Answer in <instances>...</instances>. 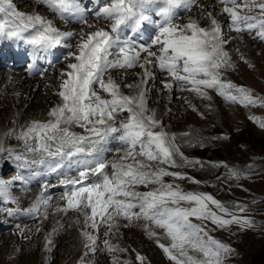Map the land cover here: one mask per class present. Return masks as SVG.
<instances>
[{
    "label": "snow or ice",
    "instance_id": "snow-or-ice-1",
    "mask_svg": "<svg viewBox=\"0 0 264 264\" xmlns=\"http://www.w3.org/2000/svg\"><path fill=\"white\" fill-rule=\"evenodd\" d=\"M38 2L61 19L76 18L95 30L87 33L82 30L76 51L68 53V58L75 62L68 63V71L61 73L65 77L57 93L61 103L50 109V119L31 121L17 135L33 158L18 156L17 159L23 160L24 167L45 166L53 173L77 166L76 176L60 180V186L68 190L61 197L66 206L57 211H80L86 229L90 227L98 232L103 224L109 229L105 235H109L120 216L129 221L143 219L164 231L170 244L159 240L157 243L174 264H225L234 249L209 235L206 226L192 220L210 221L219 228L236 224L242 230L253 227V221L234 214L211 194L184 192L178 185L164 181V177L171 176L199 183L168 168L181 166L176 162V155L186 164L200 162L183 156L175 143V135L163 129L155 112L148 109L146 100L147 83L154 78L152 69H159L170 77V81L164 82L165 88L180 84L182 91H192L207 99L211 97L206 90H215L225 100L241 106L264 107V100L253 97L250 90L222 78V69L231 67V63L224 51L227 41L222 38L220 23L208 13L207 28L192 19L176 24L177 10L190 9L195 0H110V3L91 9L81 0ZM217 3L222 6L221 14L230 18L229 26L234 31H255V36L264 41V0H217ZM244 10L254 14H242ZM89 14L97 21H105V27L90 24ZM145 24H155L157 28L151 45L137 44L134 38L125 36L126 30L138 33ZM76 35L61 32L38 14L18 11L13 0H0V37L31 46L33 54L40 55L62 45L71 47L65 41ZM142 54H146L143 60ZM137 66L143 70L141 83L135 85L139 91L133 95L124 94L121 84L108 74ZM123 87L133 88V85ZM124 113L127 118L121 120ZM259 126L264 128V122ZM74 127L82 129V133L72 131ZM111 139L117 140L121 148L117 149L119 159L108 162L103 152L104 145ZM153 162L167 167L153 168ZM229 173L239 177L236 169H229ZM13 182L0 180V203L14 202L9 195V185ZM149 185L156 187L149 191L136 190ZM48 188L47 184L42 186L26 212L37 213L42 205H49ZM235 209L241 213L246 211L240 204L235 205ZM0 210L9 215L15 211L12 208ZM44 216L47 217L46 212ZM145 229L148 230V224ZM149 234L156 236L155 232ZM81 235L86 241L85 248L95 252L97 235L88 231H82ZM47 244H51L50 239ZM104 244L110 253L125 251L107 240ZM143 259L137 255L141 264Z\"/></svg>",
    "mask_w": 264,
    "mask_h": 264
},
{
    "label": "rangeland",
    "instance_id": "rangeland-1",
    "mask_svg": "<svg viewBox=\"0 0 264 264\" xmlns=\"http://www.w3.org/2000/svg\"><path fill=\"white\" fill-rule=\"evenodd\" d=\"M17 10L20 11V9ZM192 11L194 10H190L188 14H191ZM20 12L24 13L22 10ZM242 14L251 15L254 13H248L247 10H244ZM226 19V23L230 24V18L226 16ZM186 21H183V23H187ZM196 21L201 27L206 26L202 25L204 22L203 17L196 19ZM238 34L244 37H247L246 35L248 34L247 38L257 44V46H255L257 48L254 51L249 52V47H247L246 51L248 54L247 56L242 57L245 59V61L242 62L238 55L240 54L242 48L241 42L245 41L237 43L235 37H233L230 42L225 45L226 52L228 51L227 53L229 55H227L229 59L231 56H236L235 59H238L240 64H238L239 67L237 68L233 66L230 67L231 69H222V78L225 81H231L233 84L235 83L237 86H243L244 88L250 90L253 97L264 100V49L262 48L264 46V41H261L258 37L254 36L255 31L252 33L244 31L239 32ZM258 44L262 45V47ZM68 53L69 52H67L66 55H68ZM248 71L251 73H248ZM16 72L20 73L21 71L17 70ZM155 87L156 84H153L152 91H154ZM163 90L164 92L166 91L165 94L167 95L169 92L168 88L163 86ZM186 91L187 90L181 91V93H193L192 95H196V97H198L200 100L199 106L201 110L197 112L195 108L196 106L186 103V100L184 101L181 99L182 96L180 93L178 95L176 94L177 92H171V95L167 96V99L170 100L171 98H177L179 99V102L182 101L183 105H185L187 109V112L191 114L194 119H186V121H182L186 118V111L180 109V114L174 115L173 111L168 109L166 110V116H163L162 114L163 118L159 121L161 122L164 130L165 128H168L173 132L184 133L186 132V128L199 129L205 125L208 129H210V132L205 135L204 140L198 138L194 142L190 143L192 148L191 151H189L190 149L186 151L181 148V153H183L184 157L188 158L190 161H199V165H189L187 168L188 170L181 166L168 168V171L173 170V172H183V174L185 173V176L188 175L187 177H191L199 183H194L189 179H174L171 176L164 177V181L178 185L184 192L211 194L216 200L222 202L230 210H232L234 214L251 219L254 226L244 228L243 230L236 224L229 225L227 228H219L213 225L210 221L193 219L192 222L206 226L209 235L234 249V252L225 260V264H264V128L259 126L260 122H264V107L251 105L241 106L239 103H233L218 96L217 93H214L215 90H206L208 96L210 92L211 94L214 93L215 96L217 95L220 97L215 100H212V98L207 99L192 91ZM150 97L153 96L150 95L149 98ZM149 98H146L147 102L150 101ZM190 100L193 101V103L198 102H195V97ZM179 102L174 104L176 108H179L177 107ZM162 104L163 101L159 103V106L156 105L155 107L158 114H161V112L163 113ZM11 106L13 107V103H11ZM13 108L15 111V107ZM30 111L32 113L33 110H25V116L29 114ZM170 116H174L175 119L181 122L172 123ZM249 117H256L257 120L254 121ZM126 118L127 115H125V113L120 117L121 120H126ZM195 120H197L198 123L195 122ZM19 126L22 127L23 125L20 123ZM156 130L159 131L160 129L157 128ZM2 143L5 146L9 145V147L13 144L14 146H17L16 141L12 140L11 144L6 138H3ZM116 157L119 158L118 155ZM12 163L13 162L10 159V162H8L6 166H10ZM40 167L43 172L46 171L45 173L47 175L51 176L54 174L53 172H49L47 167ZM152 167L156 168L167 166L158 165L153 162ZM229 169H236L239 172V177H232L229 173ZM193 171H196L197 174H194ZM21 173H25V171L22 170ZM57 174H59V172ZM17 176L22 177V179L15 180L14 178ZM10 177H14L12 179L14 182L9 185V195L13 198L12 200L14 202L11 204L0 203V209L12 208L15 211L10 216H6L4 218L3 216L8 212L0 210V224L6 226L5 223L7 221L5 220L13 223V227H10L11 225L7 223V225L10 226L8 229L2 228L3 230L1 232H3V234H0V264H81L82 258V264H113L114 260L116 261V264H141V261L137 260V255L144 258L142 264H174V261L167 257L157 243V240H159L160 243L165 245L170 244V240L165 236L164 231L155 227L150 222H145L143 219H133L129 221L127 219H119L118 217L115 220L114 229H111V233L109 235H104L109 231L107 226L102 224L99 227L98 232H94L90 227L86 229L84 227V215L82 213L80 214V211L71 209L65 212L70 215L78 226V228L75 229L77 240L74 241L75 235L70 232H66V237L62 238L63 240L61 239V241L57 235L59 230L62 229H58L59 227L52 229L49 227V224H46L54 217H51L47 208L42 205L39 212H37L38 217L34 220L35 224L32 225V227H29V225L27 226V224L24 225V223L29 222L30 218V213L26 211L24 212V210L30 208L35 199L32 196V198H30L31 203L29 205L25 204L26 195L28 196L30 194L21 191V184H23V182H29L28 179L21 176L18 172L10 171L9 173V169H4L0 172V180L11 181L9 180ZM154 187L156 186L149 185L147 188L137 187L138 189L136 190L149 191ZM58 203L60 204V207H65L66 205L64 201H59ZM22 204L25 206H22ZM237 204L245 206L246 211L241 213L235 209V205ZM209 207H212L215 211L213 206L209 205ZM45 212L47 213L46 218L44 216ZM17 213H22V217H17ZM13 216L15 217L12 218ZM22 222L23 224L21 228L18 229L17 225ZM31 222H33V220ZM146 223L149 224L148 230L145 229ZM120 224H128L133 228V231H123L119 228ZM81 225L84 228H81ZM43 226H46V228ZM82 231H93L92 233L97 235L99 238L97 240L98 245L96 244L95 246V252H90L85 248L84 245L86 241L81 235ZM150 232H155L156 236L150 235ZM47 239L51 240V244H47ZM105 240H107L110 245L116 246L119 249H124L125 251L108 252L105 249ZM146 242H151L154 248L146 247ZM66 243L69 245L71 250V253L69 254L65 251ZM33 245L36 246L34 247V252H31ZM56 254L59 255L57 256ZM193 254L198 255L196 253Z\"/></svg>",
    "mask_w": 264,
    "mask_h": 264
},
{
    "label": "bare ground",
    "instance_id": "bare-ground-1",
    "mask_svg": "<svg viewBox=\"0 0 264 264\" xmlns=\"http://www.w3.org/2000/svg\"><path fill=\"white\" fill-rule=\"evenodd\" d=\"M13 3L17 9H20V11L22 10L25 14H27V15H37L38 14V15L46 18L47 20L51 21L52 24H57L58 27L64 28V30H65L64 32H74L77 35L72 37L71 39L67 40L68 41L67 43L70 44L71 47H67V49L62 51L63 53L61 52L62 55L58 59V65L59 66L58 65L57 66L56 65L48 66L45 70L42 71V73L33 72V74H28L25 71L20 70V68H18L16 65L12 64V62H11L12 57L10 56V52L12 50L11 49L12 45L10 42H3V43H6V48L4 50V46H3L2 50H4V51L2 52V56L0 54V148L3 149L2 151H0V172L4 169L5 170L9 169V173H10V171L11 172H18L21 176H23L24 178L29 180V182H25V183L23 182V184H21V187H22L21 191H24V193L30 194L28 196L26 195V198H25V204H27V205H29L31 203L30 198H32V196L35 199L36 196L41 192L43 185H45V184L49 185L47 195L51 196V200H50L49 205L45 208H47L49 214H51V217L53 216L54 218L49 220L48 223H46V224H49V227L52 229H55L57 227H59L58 229H62V230H59V233L57 235L60 240L62 238L66 237V232H70L71 234L75 235L74 241H76L77 240V237H76L77 234L75 233V229H77L78 226L73 221V219L70 217V215H68L65 211H57V208H61L59 206L60 204L58 202L64 201L63 199H61V197H62L63 193L66 190H68L63 186H60V180L61 179H71L72 177L76 176L77 166L73 165L71 169L66 167L62 173H59V174L54 173L51 176L47 175L45 173L46 171L43 172V170L40 166L31 165L28 167H24L23 166V160L17 159V157L18 156H20V157L25 156L29 160H31L33 158V156L31 153H28L26 151L25 142L21 139H17V135L23 129H25L31 121H34V120L35 121H47L48 119H50V117L48 115L50 109L61 103V98L57 95V93L60 89V84L62 83V80L65 78V77L61 76V73L68 71V69H67L68 63L75 62L74 60L68 58V55H66V53L68 50L70 52L76 51L75 45L77 44V42L80 39V34H81L82 30L84 33H87L89 31H93L95 29L87 28L86 25L79 22V20L76 18H68V19L59 18L54 12L50 11L45 5L39 3L38 0H13ZM107 3H110V2L108 1ZM221 7L222 6L217 3V0H195L193 5L191 6V10L193 9L194 11H192L191 14L187 15L188 10L181 8L182 15L176 16L174 22L176 24L177 23L184 24L183 21L185 22L187 20L186 22H188L189 19L196 21V19L203 17L204 22L202 25L203 26L206 25L205 28H207L209 26L208 13L211 12L213 17H215L217 19V21L220 23V26L222 29V38L225 41H227L226 44H228L233 37H235V40L237 43L241 42V41H245V42H241L242 48H241L240 54L238 55L243 62V61H245V59L242 57L247 56V54H248L246 51L247 47H249V52H252L257 48V47H255V46H257V44H255L254 42H252L250 39L247 38L248 34L246 35L247 37L241 36L240 34H238V32L234 31L229 26L230 25L229 23L228 24L226 23L227 14H221ZM201 11H203V12H201ZM87 19H88V22L90 24H96L97 27H105V25H106L105 21H103V20L97 21L96 18L91 14L88 15ZM67 20L72 23V26H69V23L67 22ZM141 30L143 31L142 37L140 36V32L129 34V32H127V31H125V36L127 38H134L135 42L137 44L151 45V40L157 34L156 25L151 24V27H150L149 24H145ZM256 43H257V41H256ZM225 45H224V51L226 52V46ZM19 46L22 48V51L19 54L21 56V58H24L25 60L27 59L26 62H31L30 52L28 49L29 45H26L23 42H20ZM259 46L262 47V45H259ZM262 48L264 49V46ZM45 54L46 53H42L38 56L43 57ZM144 55H146V54H142L141 60H143ZM235 57L231 56L229 61L231 63V67L234 66L237 68V67H239L238 64H240V63L238 62V59H235ZM253 63H254V61H253ZM36 66L38 69L41 67V65L38 63L36 64ZM60 66H61V68H59ZM149 67H151V66H149ZM227 69H231V68L229 67ZM227 69H224V70H227ZM17 70H20L21 72L18 73V72H16ZM152 71L154 73V78L149 80L147 83L148 91L146 93V98L147 97L149 98L150 95L153 96V97L149 98L150 101L147 102V107L149 110L155 112L156 119L160 120L163 118V116H166V113H167L166 110H168V109H171L173 111L174 115L180 114V109L186 111V118L183 119L182 121H186V119H188V120L194 119L193 116L187 112V109H186L185 105H183L182 101L179 102V99H177V98H171L170 100H168L167 96L171 95V92H174V93L177 92L176 93L177 95L180 93L182 96V97L180 96L181 99L184 101L186 100V103H188L190 105L193 104L194 106H196L195 108H196L197 112L199 110H201L200 106H199L200 100L198 99V97H196V95H192L193 93H191V94L181 93V91H182L181 87L182 86L180 84H175L173 88L168 89L169 92L166 95L165 94L166 91L164 92V90H163V86H164L163 84H164L166 79L168 81H170V77H168L165 72H161L159 69H152ZM248 73H251V72L248 71ZM232 74H234V73H232ZM108 75H111L112 78L117 83L121 84V91L124 94L133 95L139 91V89L135 88V85L141 83V78L143 77V70L137 66V67H134L132 69H127V70H123V69L113 70ZM233 77H234V75H233ZM105 79H107V75L105 76ZM125 84L133 85V88L123 87V85H125ZM153 84H156L154 91H152V85ZM214 93H216V91H214ZM213 94H211L209 92V97H211L212 100L213 99L215 100V99H218L221 97V96L218 97L219 95L215 96V94L214 95ZM193 97H195V99H196L195 102L198 101L197 103H193V101L190 100ZM162 101H163V104H162L163 105V113L161 112V114H158L155 107H156V105L159 106V103ZM167 102H168V104H167ZM177 102H179L178 106H177L179 108H176L174 106V104ZM11 103H13V107H15V111H14V108L11 106ZM29 109L33 110L32 113L30 111L29 114H27L25 116L24 111L29 110ZM176 109H178V110H176ZM200 113H202V112H200ZM162 114H163V116H162ZM125 115H127V113H125ZM24 116H25V118H24ZM170 117H171L172 123L181 122V121L175 119L174 116H170ZM195 122L198 123L197 120H195ZM20 123L23 125L22 127L19 126ZM117 123H119V121H117ZM72 131H75L77 133L78 132L82 133V129H80V128L74 127V128H72ZM165 131L168 132L170 135H175V137H176L175 143L180 148V152H182V149L186 150V151H188L190 149L189 151H191L192 148H191L190 143L194 142L198 138L204 140L205 135H207L210 132V129H208L206 127V125L200 127L199 129L198 128L197 129L186 128V132H184V133H188L189 135H187V136H185L184 133H181V132H173L172 130H170L168 128L167 129L165 128ZM3 138L8 139L10 143L12 142V140L16 141L17 146H14V144L11 145L10 147H9V145H7V146L3 145V143H2ZM119 148H121V144L117 140H115V139L109 140V142L106 145H104L103 156L106 159V161L112 162L114 160H118L119 158H117L116 156H117V149H119ZM10 159L13 162L12 165L6 166V164L8 162H10ZM175 159H176V162L178 163V165H181V167L188 170L187 168L190 164H186L184 162V160H182L179 155H176ZM195 166H197V165L195 164ZM209 168H211V167H209ZM22 170H24L25 173H21ZM190 171H192V170H190ZM49 172H51V171H49ZM108 172H109V174L111 173L110 168L108 169ZM193 173L197 174L196 171H193ZM63 175H64V177H63ZM13 178L14 177H10L9 180L14 181V180H12ZM163 179H165V178H163ZM55 180H57V181H55ZM142 187L143 186H139V188H142ZM22 206H25V205L22 204ZM19 207H20V205H19ZM24 212H25V210H24ZM79 213L81 214V212H79ZM29 215H30L29 222L24 223V225L27 224V226L29 225V227H32V225L35 224L34 220L38 217V213H30ZM6 216H10V215L7 213L3 217L5 218ZM16 216L20 218V217H22V213H17ZM14 217L15 216H13L12 218H14ZM21 219H23V218H21ZM119 219H124V218H123V216H120ZM32 220H33V222H31ZM5 221H7L5 223L6 226H3L2 224H0V234H3V232H1L3 230L2 228L8 229V227L10 225H11L10 227H13V225H12L13 223H10V221H8V220H5ZM2 222H3V220H2ZM7 223L10 225H7ZM22 224H23V222L17 225L18 229L21 228ZM146 224H148V223H146ZM29 227H28V229H29ZM43 227L46 228V226H43ZM84 227L81 225V228H84ZM119 228L122 229L123 231L124 230H128L129 232L133 231L132 230L133 228L131 226H129L128 224H124V225L120 224ZM41 229H43V228H41ZM13 230H15V229H13ZM64 230H65V232H64ZM155 232H157V231H155ZM144 234H145V232H144ZM29 235H31V234H29ZM30 239H31V237H30ZM145 245H146V247L154 248V246L151 242H146ZM35 246L36 245H33L31 252H34ZM65 251L67 254L71 253L70 247L67 243H66ZM2 258H4V257H2Z\"/></svg>",
    "mask_w": 264,
    "mask_h": 264
}]
</instances>
